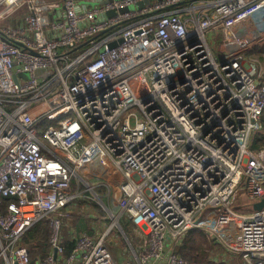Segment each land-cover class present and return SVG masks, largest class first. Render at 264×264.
Segmentation results:
<instances>
[{
    "label": "built area",
    "instance_id": "2783aa9c",
    "mask_svg": "<svg viewBox=\"0 0 264 264\" xmlns=\"http://www.w3.org/2000/svg\"><path fill=\"white\" fill-rule=\"evenodd\" d=\"M89 1L0 0V264H120L114 222L64 242L73 175L102 157L123 176L114 219L148 233L139 264H186L194 228L264 264V207L235 209L264 199V79L233 34L264 28V0ZM44 219L51 251L33 259L23 236Z\"/></svg>",
    "mask_w": 264,
    "mask_h": 264
},
{
    "label": "crops",
    "instance_id": "0c3cea01",
    "mask_svg": "<svg viewBox=\"0 0 264 264\" xmlns=\"http://www.w3.org/2000/svg\"><path fill=\"white\" fill-rule=\"evenodd\" d=\"M233 34L243 36V42L241 45L239 44L240 46L237 49V51H235V54L241 56L243 63L247 67L252 69L253 72H255L258 76L263 77L264 79V31L257 32L253 30L247 33L246 31L234 30ZM254 34H256V36H259V38H253ZM263 122H264V117H263ZM262 134H264V130L262 131ZM254 142H255V139L253 140V144ZM254 149H258V148H254ZM103 158L104 160L106 159L105 157ZM100 161H101V158H98L97 160L93 162L87 163L84 166H82L81 171H79L80 173L79 175L82 178L84 177L87 180L88 186H87V189L85 190L83 189L79 190V188L74 189L77 196L74 199L73 203H71L69 206L70 207L71 205L77 206L80 200L81 201L79 203L85 200L87 203H90V204L85 205L86 211L85 212L83 211L84 214L82 213L80 217L79 215L74 216L73 214L69 212V209H71V208H68L69 206L63 209L64 211H67L69 214L64 219L65 225L63 228V232H64L65 245L67 242V244L74 246V242L72 241V236L75 233H79L82 231H89L95 235H101L103 232H106L109 228H111L114 222V226L112 228V231L109 237V247L111 251H113L112 246L117 245V247L121 249V253L123 255V258L120 259L117 253L114 254V252H112L115 259L120 264H129V263L139 264V262L137 261V255H140L143 252L144 246H145L144 245L145 240L147 238L148 233L141 224L135 223L127 215H121L120 217L118 216V217H115L114 219L113 213L117 214L119 206H120V201H121V196H122L120 184L122 182L123 176L117 170L114 172L109 169L107 170L105 168H101ZM90 188L94 191V194L92 195L93 196L92 199H94L93 201L97 202L96 208L98 209V211L94 210L96 208H94L95 206L91 205V203L93 204L91 200L89 201L83 198V193L85 191L91 192L89 190ZM115 194H119V198H118V202H116L117 206L112 208V202L115 203L114 201L115 197H113V200H112L111 196ZM240 199H241L240 202L242 204H252L253 203L251 200L248 199V196L245 192H241ZM253 204H254L253 210H256L255 202ZM90 205L94 209L92 208L91 210H89V208H91L89 207ZM105 215H108V216H105ZM70 216L72 219L70 218ZM69 219L72 220V223L70 224V226H68ZM194 229H200V228H194ZM48 242H49V239H48ZM121 243L124 244V246H121ZM48 244H47L48 246L47 254H49L51 251L50 243ZM218 244L225 247V249L223 250L224 253L220 254L219 256L220 258H218V257H215L216 256L214 255L215 251L212 250L211 253H209L210 256L216 261H220V262L223 261L226 264L227 263L234 264L230 260L231 258H233V256L232 257L231 255L228 256V252H230L231 250L228 249L227 246H225V244L222 241L215 238V240L213 241V247H215ZM178 246L179 244L176 245L175 247L176 251L178 249ZM230 253H232V251ZM38 257H43V255L39 254L36 258Z\"/></svg>",
    "mask_w": 264,
    "mask_h": 264
},
{
    "label": "trees",
    "instance_id": "16d2710c",
    "mask_svg": "<svg viewBox=\"0 0 264 264\" xmlns=\"http://www.w3.org/2000/svg\"><path fill=\"white\" fill-rule=\"evenodd\" d=\"M263 145L264 134L258 133L255 136V142L252 147L260 148ZM8 200L9 199H5V201ZM48 222L47 219H44L36 223L29 228L23 236L22 243L29 249L33 259L39 254L46 256L48 253V239L51 233ZM203 233L204 232L199 229H191L179 244L177 251L187 260L186 264H226L223 261L214 260L210 254L205 251L204 243L207 241V238ZM72 248L73 246L66 242L67 253H69Z\"/></svg>",
    "mask_w": 264,
    "mask_h": 264
},
{
    "label": "rangeland",
    "instance_id": "374dc122",
    "mask_svg": "<svg viewBox=\"0 0 264 264\" xmlns=\"http://www.w3.org/2000/svg\"><path fill=\"white\" fill-rule=\"evenodd\" d=\"M82 2L85 3V4H87V5H92V6L95 5V2H92V1H89V0H82ZM133 7H135V6H133ZM121 10H125V8H122ZM25 14H26V7H21L20 9L17 10V12L13 16V18L16 17L18 19H22L25 16ZM6 25H8V22L6 23ZM261 30L264 31V28H259L256 31L257 32H262ZM255 36H256V34L253 35V38H259V36H256V37ZM212 39L214 40V36L212 37ZM221 39H222V34H220L219 42L218 43H215L213 41V46H215V50L218 53H221L223 51L222 50V47L220 46L221 45ZM100 164H101L100 165L101 168H105L107 170L109 169L111 171H114V168H113L112 164L109 163L107 161V159L104 160L103 157L101 158ZM72 186H73V189L79 188V190L80 189L85 190V189H87L88 182H87V180L84 177L82 178L80 175H73V178H72ZM89 190L92 193L85 191L86 193L85 192L83 193V198H85L86 200H89V201L91 200L93 202V204L91 203V205L95 206L94 208H96L97 207V202L96 201H93L94 199H92L93 198L92 195L94 194V191L91 188ZM100 190H102V189H100ZM98 192H100V191H98ZM86 196H88V197H86ZM111 197H112L111 198L112 200H113V197H115V199H116V200L114 199L115 203L112 202V208H114V207L117 206V203L116 202H118L119 194H115V195H113ZM79 202H78L77 206L71 205V207L69 206L68 208H71V209H69V212L71 214H73L74 216H78L79 215V217H80V215L83 213V211L84 212L86 211L85 210L86 209L85 208V205L90 204V203H87L85 200H83V202H81V203H79ZM91 205L89 206V207H91V208H89V210H91L93 208ZM235 209L237 211L241 212V213H250L254 209V204L253 203L252 204H242L241 202H238L237 205L235 206ZM94 210L98 211L97 208L94 209ZM105 216H108V215H105ZM70 218H71V216H70ZM71 219L68 220L69 221V225L68 226H70V224L72 223V220ZM199 230H201V229H199ZM201 231L204 232L203 234H205L206 235V238H207V241L204 243L205 251H207L208 253H211V251L213 250V251H215V254H214V255H216L215 257L220 258L219 256H220V254L224 253L223 250L225 249V247H223L220 244H218L215 247H213V241L215 240V238H219V234L221 233L220 229H217V231H206V230H201ZM183 238H182V240H183ZM181 241L178 244H180ZM121 246H124V244L121 243ZM112 250H113L112 252H114V254L117 253V255H119L120 259L123 258V255L121 253V249L119 247H117V245L112 246ZM230 252H228V256H230V255H231V257L233 256V258H231L230 260L234 264H247L240 256L236 255L233 252L232 253H230Z\"/></svg>",
    "mask_w": 264,
    "mask_h": 264
},
{
    "label": "water",
    "instance_id": "95a60500",
    "mask_svg": "<svg viewBox=\"0 0 264 264\" xmlns=\"http://www.w3.org/2000/svg\"><path fill=\"white\" fill-rule=\"evenodd\" d=\"M151 3V0H141V1H138L137 2V7H143V6H145V5H148V4H150ZM107 14L109 15V16H112V15H114L115 14V11L114 10H110V11H108L107 12ZM46 75H48V74H46ZM264 207V199L263 200H261V201H259V202H257L256 204H255V208L256 209H262Z\"/></svg>",
    "mask_w": 264,
    "mask_h": 264
}]
</instances>
